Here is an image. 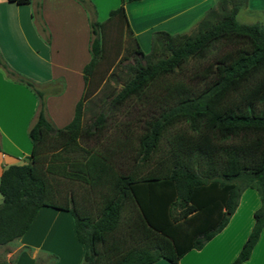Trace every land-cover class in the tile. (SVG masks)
<instances>
[{
	"label": "trees",
	"instance_id": "obj_1",
	"mask_svg": "<svg viewBox=\"0 0 264 264\" xmlns=\"http://www.w3.org/2000/svg\"><path fill=\"white\" fill-rule=\"evenodd\" d=\"M10 1L33 3L31 15L47 42L40 0ZM76 1L88 12L90 57L65 124L54 125L43 90L0 55L5 76L36 98L27 160L0 171V244L18 238L38 208L48 206L70 213L80 264H177L225 225L242 189L253 187L260 204L229 262L239 264L264 223V26L237 20L238 0H216L193 32L153 30L146 51L133 37L129 76L83 123L101 78L93 81L97 64L107 58L103 27L116 21L131 32L124 4L134 0H120L104 21L90 0ZM197 76L206 80L186 95ZM124 104L133 114L114 119L107 133V110Z\"/></svg>",
	"mask_w": 264,
	"mask_h": 264
},
{
	"label": "crops",
	"instance_id": "obj_2",
	"mask_svg": "<svg viewBox=\"0 0 264 264\" xmlns=\"http://www.w3.org/2000/svg\"><path fill=\"white\" fill-rule=\"evenodd\" d=\"M90 1L94 5L96 18L100 21H104L109 9L120 2ZM147 1L134 0L124 4L130 36L137 40L140 49L139 35L144 33L149 46L150 35L148 33L147 37V30L150 25L155 23L156 26L158 21L162 23L167 15L173 13L167 9L161 13L162 8L158 7L160 10L153 11V15L151 10H144ZM32 8L33 3L0 0V55L12 69L30 77L37 84H47L54 79L63 78L62 91L48 94L45 98L46 110L51 100L54 104L60 103L61 95L70 88L73 90L75 103L83 87L82 66L90 57L87 54L88 12L76 0H40L41 20L49 34L46 42L31 15ZM35 106L36 98L31 90L22 83L7 78L0 67V171L6 164L15 162L20 156L26 157L29 153L30 141L26 128L34 117ZM71 117L72 114L65 120ZM259 204L258 193L251 187H245L225 225L200 248H191L183 253L177 264H229L246 238L253 222L252 213ZM71 220L66 210L39 207L28 228L18 238L6 242L2 259L7 264H37L36 259L39 258L40 264H46V258L49 257L47 252H50L56 255V259L50 258V264H60L59 247L67 240L65 251L68 248L69 252L75 253L76 264L82 248L71 230ZM56 223H60L61 229ZM64 231L67 238L59 239L58 236L62 237L61 232ZM11 253L13 257L9 260ZM151 264L173 263L158 259ZM239 264H264V223L248 257Z\"/></svg>",
	"mask_w": 264,
	"mask_h": 264
},
{
	"label": "rangeland",
	"instance_id": "obj_3",
	"mask_svg": "<svg viewBox=\"0 0 264 264\" xmlns=\"http://www.w3.org/2000/svg\"><path fill=\"white\" fill-rule=\"evenodd\" d=\"M238 1L240 3H239L238 11L236 13L237 20L243 22L259 21L264 26V0H246V2L248 1V4L242 3V0H238ZM146 3L147 5L144 6V10L145 11L148 10L147 12H150L151 10L152 13L153 11L154 12L158 11L161 8H162L161 13H163L162 11L165 9H167V11L173 12V13L167 12L172 14L167 15L166 20H163L162 23H159L160 21H158L156 26L155 23H153V25H150L149 30H147V37H148V33L149 35H151V31L157 29H164V30L168 29L167 31L172 33L175 32L190 33L195 31L198 23L201 21L206 11H208L209 8L215 6L216 0H148ZM158 7H160V9ZM161 13H158V15H162ZM152 14L155 15V13ZM131 16H133V14H131ZM102 31L103 33L101 36H103V38L101 39H102L103 53H104V57H107L105 61L109 59L108 61L110 63L107 64L104 63L105 61H103L97 64V69L95 72V76L93 77V81H95V79H98L100 75L101 78L99 79L100 81L98 82L97 91L90 97L89 100H87V103L85 104L82 114L83 123L88 122L93 117V115L100 109V107L105 105L108 97L112 93H114L117 89H119L122 83L129 76V70L127 69V65L133 61L132 56L134 54L133 50L135 45H134L133 37L130 36V32H127L124 24L119 25V23H117L116 21H111L108 22L103 27ZM143 34L144 33H141L139 35L140 46L142 51H146L148 50L149 46H148V41L146 37L144 39ZM88 40H89V36H88ZM87 54L90 55L89 51L87 52ZM197 78L198 79H193L187 82L185 88L186 95L195 94L194 92H196L202 86V83L206 80L205 77L197 76ZM57 80L58 79H54L53 81L47 84H38V86L44 92V101L48 94H58L62 91L61 90L58 93L52 92V90L56 88V85H58V83L60 84L62 83L61 85H63L64 88L63 78L60 79L59 81ZM54 81H57V84L54 83ZM60 98H61L60 103H56V104L52 103L51 100L50 101L51 103H48L46 110V115L56 126H61L65 124V122H67L70 119L69 118L68 120H65L67 116L73 114L74 96H73L72 88L65 91ZM133 110H134L133 107L131 108L129 105L126 104L119 105L116 108V110H114V108L107 110L106 115L109 117L108 118L109 120H107L109 126L107 127L106 132L108 133L113 130L112 123L114 122V119L123 118L124 115L125 116L132 115ZM81 142L84 143L85 140L83 141L81 140ZM87 142L91 143L92 140L89 139ZM26 160H27L26 157L20 156L19 158H17V160H15L14 163H21ZM251 188L252 190L257 192L256 189H254L253 187ZM0 201H1V195H0ZM242 206H243V201L241 199V208ZM66 213L70 216V220H71L72 218L70 213L68 211H66ZM56 225L58 226L59 229H61L60 223L59 224L56 223ZM71 230L73 231L72 220H71ZM58 233L60 234V231ZM61 235L62 237L58 236L59 239L62 238L65 240L67 238V234H65V231L61 232ZM66 241L62 242L63 244L61 243L62 245H60L59 247V249L61 250L60 264H74L76 260L75 253L69 252L70 250H68V248L65 251L64 245H66ZM6 244L7 243L0 244V259H2V256L5 253ZM13 253H11V255L8 257L9 260H11V258L13 257ZM47 253L49 254L48 255L49 257L46 258V262L50 264L49 261L53 257L54 259H56V255L50 252ZM36 260H37V264H40L41 259L38 258ZM80 263H81V255L78 254L76 264H80Z\"/></svg>",
	"mask_w": 264,
	"mask_h": 264
}]
</instances>
